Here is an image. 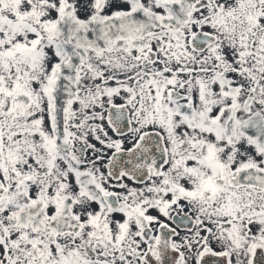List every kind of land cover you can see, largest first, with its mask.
<instances>
[{
    "label": "snow or ice",
    "instance_id": "1",
    "mask_svg": "<svg viewBox=\"0 0 264 264\" xmlns=\"http://www.w3.org/2000/svg\"><path fill=\"white\" fill-rule=\"evenodd\" d=\"M0 264H264V0H0Z\"/></svg>",
    "mask_w": 264,
    "mask_h": 264
}]
</instances>
